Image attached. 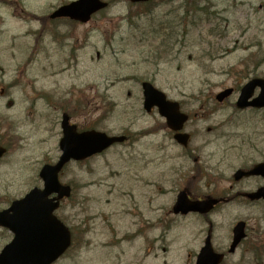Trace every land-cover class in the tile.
<instances>
[{"label":"rangeland","instance_id":"obj_1","mask_svg":"<svg viewBox=\"0 0 264 264\" xmlns=\"http://www.w3.org/2000/svg\"><path fill=\"white\" fill-rule=\"evenodd\" d=\"M72 1L0 0V118L21 134V148L0 164V202L41 187L40 168L59 155L66 107L74 122L129 141L62 172L73 194L57 215L72 244L58 264H195L207 231L226 252L238 221L248 224L247 239L224 264H264V205L241 199L263 183L232 179L264 161V110L234 108L239 88L264 79V0H171L148 14L128 0H103L109 8L88 24L50 35L49 15ZM19 71L22 86L12 88ZM143 81L190 116L187 151L166 139L156 113H144ZM227 88L234 94L217 103ZM3 121L0 135L15 140ZM183 189L234 199L206 217L173 215Z\"/></svg>","mask_w":264,"mask_h":264},{"label":"water","instance_id":"obj_2","mask_svg":"<svg viewBox=\"0 0 264 264\" xmlns=\"http://www.w3.org/2000/svg\"><path fill=\"white\" fill-rule=\"evenodd\" d=\"M129 1L141 3L150 0ZM106 7L107 3L101 0H77L60 7L52 18L67 17L80 23H87L92 15ZM257 88L259 94L252 98ZM142 89L144 109L150 112L153 107H157L159 115L166 120L167 126L174 132L180 131L187 121V116L179 112L178 104L167 102L165 96L149 84H143ZM230 94L231 90H226L216 99L221 102ZM249 107L264 108V80L253 79L242 87L236 108L241 110ZM62 129L63 138L60 141L62 156L59 162L55 166L43 167L39 174L44 184L43 190L33 189L23 200L14 202L8 211L0 213V226L8 228L15 235L14 240L1 252L0 264H52L63 255L70 246V233L52 214L58 206V201L70 196V188L59 184L58 173L70 160L82 161L103 152L115 143L124 141L122 137H108L93 131L77 134L75 127L68 125L66 117L63 119ZM175 139L184 145L188 136L178 134ZM250 176H260L264 180V163L254 166L248 172L238 171L234 178L239 180ZM54 194L57 195L56 199H47ZM247 197L250 200L264 201V185ZM216 203L215 200L191 201L182 191L177 195L173 211L182 215L207 214ZM244 226L241 222L234 227L231 252L244 239ZM27 234H30L31 241L24 243L22 248H16L18 240L23 239ZM211 248L210 240L207 238L197 258V264H220L222 257L215 254Z\"/></svg>","mask_w":264,"mask_h":264},{"label":"flooded vegetation","instance_id":"obj_3","mask_svg":"<svg viewBox=\"0 0 264 264\" xmlns=\"http://www.w3.org/2000/svg\"><path fill=\"white\" fill-rule=\"evenodd\" d=\"M169 2L171 0H158V1H155V2H150V3H147V5H144L145 9L146 10H149V9H154L155 7L161 5L163 2ZM183 2L185 3H189V4H194L196 0H182ZM66 21L68 22V20H65V19H58L57 22H63L65 24ZM70 22V21H69ZM73 26H79V24L77 23H72ZM78 48V46L75 47V49ZM2 128L0 127V130ZM15 130V129H13ZM16 135V134H14ZM170 137L169 140H173V133L169 132V134H166L165 137ZM127 137V136H126ZM127 140H128V137H127ZM18 146V139L15 137V140L13 138H8L7 136H3V135H0V147L3 148L5 150V155L2 157V159L0 160V163L1 161L5 158V157H9L13 152H12V148H16ZM243 196V194H241ZM220 197V196H219ZM236 198V197H235ZM242 198V197H241ZM220 199H223V198H220ZM225 199V198H224ZM234 198L232 199H228L226 198V203L228 202H231ZM243 202L245 204H249L245 198H242ZM11 203V202H10ZM9 202H6V204H2V202H0V211L2 210H5L9 205H10ZM262 203L261 201H257V202H253V203H250V204H260ZM221 205H224V204H221ZM220 205V206H221ZM0 232L1 233H5V237H4V241H5V238L9 235L8 231L4 230V229H0ZM10 236V235H9ZM7 242V241H6ZM6 242L4 243V245L1 247L3 248L5 245H6ZM239 248H236V250L232 253L235 254V252L238 250Z\"/></svg>","mask_w":264,"mask_h":264},{"label":"bare ground","instance_id":"obj_4","mask_svg":"<svg viewBox=\"0 0 264 264\" xmlns=\"http://www.w3.org/2000/svg\"><path fill=\"white\" fill-rule=\"evenodd\" d=\"M249 39H251V35L248 33V34H246V35L243 37V39L241 40L242 43H238L237 51L234 53V55H235L237 52H242L241 46L243 45V42H244V41H248Z\"/></svg>","mask_w":264,"mask_h":264}]
</instances>
